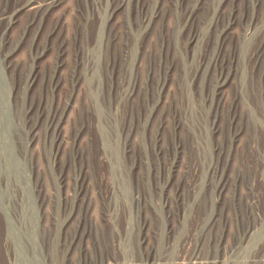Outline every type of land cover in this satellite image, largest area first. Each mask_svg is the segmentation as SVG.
Wrapping results in <instances>:
<instances>
[{"label": "bare ground", "instance_id": "1", "mask_svg": "<svg viewBox=\"0 0 264 264\" xmlns=\"http://www.w3.org/2000/svg\"><path fill=\"white\" fill-rule=\"evenodd\" d=\"M147 1L0 0V264H68L75 259L77 264H88L81 257L85 252L81 242L75 247L76 240L61 238L69 223L76 220L82 242L88 236L93 245L96 264H240L236 259L227 261L220 253L235 248L227 241V217L232 209L244 221L252 216L246 207L260 201L256 192L244 201V183L251 189L264 188V65L260 68L258 63L264 38L259 48L248 52L258 33V23L240 31L238 0L230 1L232 7L226 20L222 8L212 9L214 0H157L152 9ZM59 7L63 9L46 31L48 41L36 47L25 86L30 92L34 89L40 78V61L54 49L51 40L56 38L54 67L46 87L59 91L63 70L72 71L73 90L84 89L85 100L78 105V99L71 95L72 100L51 114L26 107L20 92L23 84L15 82L19 63H14L13 58L27 29L40 28L47 15ZM24 10H32L33 17L14 46L12 29ZM204 10L209 14L203 16ZM134 12H141L142 19L133 18ZM65 24L70 37L64 36ZM208 26L219 36L213 59L206 54L209 43L203 35ZM38 34L39 29L34 39ZM228 46L232 57L227 63L223 54ZM200 48L203 49L198 52ZM150 59L166 66L163 82H156L147 70ZM210 62L219 74L212 75L216 80L214 90L206 92L204 81ZM233 73L238 79L234 83L235 98L227 105L223 100ZM249 87L255 96L246 105L244 92ZM79 106L86 124L70 136L66 128ZM226 111L229 123L236 126L228 133L223 121ZM167 126L177 137L176 154L169 165V177L161 185L155 162L168 157ZM43 127L50 136L48 142L54 148L56 165L60 164L58 201L63 202L67 213L61 223L51 210L54 195L49 188L45 191L46 176L43 181L34 178L37 164L33 154L43 143ZM126 128L132 132L122 137ZM83 143L90 146L84 150L91 151L94 158L89 152L84 154ZM67 146L75 150L74 161L80 163L73 193L68 191V173L61 162V153ZM247 148L250 154L243 162L238 151ZM189 150L202 164L216 157L209 165L210 178L202 185L199 177L187 178L183 185L178 177L173 185L180 158ZM87 158L95 163L102 206L92 205L95 190L85 174ZM233 163L238 171L229 172ZM192 169L187 165L185 171ZM246 173L251 176L248 181ZM232 186L235 188L226 212L225 192ZM158 193L166 210V243L162 246L156 240L160 234L155 211ZM78 202L95 218L90 229L82 226V211L77 214L75 210ZM174 206L179 215L201 206L202 212L208 213L205 225L194 228L196 242L191 240L193 233L185 237L184 232L182 249L175 256L170 251L179 244L180 228L175 223ZM226 213L225 223L220 226ZM133 225L139 228L137 234ZM218 226L222 229L219 236ZM252 235V227H246L242 236ZM260 262H264V255Z\"/></svg>", "mask_w": 264, "mask_h": 264}, {"label": "rangeland", "instance_id": "2", "mask_svg": "<svg viewBox=\"0 0 264 264\" xmlns=\"http://www.w3.org/2000/svg\"><path fill=\"white\" fill-rule=\"evenodd\" d=\"M133 3L135 2V0H132ZM157 0H148L147 4L149 6V9H152V7H154L155 3ZM231 0H227L224 2H222V0H214L213 4H212V9L216 10V9H220L222 8L224 10V20H226L229 16V13L231 11V7L232 4L230 2ZM237 3L239 4V18L241 20V25H240V31L244 32L245 28H247V25H251L254 22H257V35L256 37L250 42V46H249V53H253L257 48H259L262 43H263V38H264V0H258L257 3L255 0H238ZM256 3V4H255ZM9 5H11L12 3L9 2ZM223 4V6H222ZM258 4V5H257ZM234 7V6H233ZM63 9V7H59L56 8L55 11H53L52 13L48 14L46 19H44V23L41 25L40 28L37 27H32L31 29H27L26 33L24 34L25 40L22 42H20L18 44V40L20 38V36L22 35L27 22L33 17V12H31L32 10H24L23 13L21 14L20 18H19V22L15 25V27L12 29V35H11V40L15 41V45L18 44L17 49L19 48V51L16 53V55L13 58L14 63H19V67H18V72H16L15 75V82H17V84H23V88L20 90L21 94L24 96L25 98V105L26 107H32L34 108L33 110L36 111V109L38 108L39 110L43 109L45 110L47 113H51L55 110L56 107H60L62 108L63 106H65V104L70 100H72L71 95H75V97L78 99L79 102L78 105H82V101L85 100V90H80V91H74L73 90V79H72V71H70V73H68V71L66 72V70L64 69L61 77H62V81H63V85L61 87V89L57 92H55L54 90H50L49 88L46 87V83H48V81L51 78V72L53 71V55L55 52V49L57 48L56 46V38H54L53 40H51V44L54 46V49H52V51L50 52V54L48 56H46L45 58L42 59V61H40V78L37 82V84L35 85L34 89L30 92L26 89L25 86V77L27 76V74H29V72L31 71L32 65H33V55L35 54V50L38 44H43L45 42L48 41V37H47V30H49L54 22L56 21L59 12ZM170 10V8L168 9V11ZM209 12L208 10H204L202 12V15H208ZM120 15L119 17L122 16V14H117ZM142 13L141 12H134L133 13V18H135L136 20H141L142 19ZM116 22V20H115ZM119 21H117V26L119 25ZM260 25V26H259ZM263 26V27H262ZM39 29V34L37 35V37L34 39L37 31ZM238 29V27H237ZM42 30V31H41ZM236 31L233 30V32ZM45 32V33H44ZM71 34V33H70ZM203 35H205V40L207 41L209 44L206 46V54L208 57H210V59H213L215 57V55L217 54V50H218V43H219V36H218V32H215V30L212 29V27L208 26L204 29ZM64 36L66 37H70L69 35V28L68 25L65 24L64 26ZM69 40V39H67ZM71 45V43H69ZM264 44V43H263ZM200 48L198 49V52L201 51ZM205 53V52H204ZM225 54H223L224 60L225 62H229L230 58L232 57L231 54V48L228 46V48L225 50L224 52ZM262 57H260V59L258 60V63L260 64V68L263 67L264 65V50L262 52ZM256 61L254 60L253 65L256 66L257 63H255ZM147 70L150 71L154 77V79L157 81H159V83L163 82L165 80V74H166V66L163 63L160 62H155L154 59H150L147 62ZM259 71V70H258ZM215 74H219V69L215 68L214 65L210 62L209 64V71L207 72V77L204 81V85L206 86V92L211 90L213 91L215 88ZM214 75V76H212ZM235 75L233 73V75L231 76L230 79V83L229 85L226 87L225 90V98L223 101H225V104H229V102H231L232 98L235 96V90H234V83L235 81H237L235 78ZM235 79V80H234ZM43 80V82H42ZM208 81V82H207ZM159 90H156V93ZM166 91V90H165ZM205 92V93H206ZM262 92L264 95V85L262 84ZM81 93V94H80ZM253 94L255 96V92L252 91V88L249 87L248 90H245L244 92V104L247 105V103H249V100L253 101ZM158 95V93H157ZM235 98V97H234ZM255 99V97H254ZM73 103H76L75 101H73ZM31 108V109H32ZM45 108V109H44ZM53 108V109H52ZM169 110V109H168ZM78 111L76 113V115H72L71 121L69 123L68 128H66L67 130V134L70 136H74L77 133L80 132L82 126L84 125L85 122V118L82 116V113L80 112V106L78 107ZM70 115V112L69 114ZM67 115V117H68ZM170 120H173L172 115H169ZM230 120V115L229 113H227V111L224 114L223 117V121H224V125H225V130L228 133L229 130L234 129L235 124L233 123V126H231V124L229 123ZM157 123V122H156ZM65 130V131H66ZM132 132L129 128H126L123 132V136L122 137H126L128 135V133ZM91 133V132H90ZM165 133L167 135V139H166V149L168 150V157L166 158V160H162L160 162L156 161V167H157V173L160 176L159 178V182L160 184L164 182V179H166L167 177H169V165L172 162L176 152H175V145H176V141H177V137H175L171 126H167ZM147 136V135H146ZM40 137L42 138L43 143L40 144L39 146V150H37L35 152V154H33V158L35 160V163L37 164V169L36 172L34 173V178L35 180L37 178H40V180H45V176L47 178L46 182H45V191L48 190L50 193H52L54 196L52 197V207L51 210L53 211V215L56 216L59 220V223H61L63 221V219L66 217L67 213H65L64 208H63V202H59L58 201V194H60V190L58 187V174L60 172V164L57 166L56 165V161L54 160V148L50 147L48 139H49V135L45 132L44 127L42 128V133L40 134ZM148 137V136H147ZM130 138H132V135L130 134ZM227 145L231 147V143L229 142V144L227 143ZM83 151L84 154L87 155V153L89 152L91 154V156L93 157V154L91 153V151L88 150H84L85 147L89 148V145L85 146V143H83ZM228 146H226L228 148ZM86 148V149H87ZM233 148V147H232ZM41 152L40 157H39V152ZM238 154H241V161H245V159L247 158V156L250 154L248 148L245 151L239 150ZM74 155H75V150L70 148V146H67L65 148V150L63 151V153H61V157L62 160L61 162L64 163L66 165V173H68V178H69V187H68V191L69 193H73L74 191V186L75 182H76V177L79 175L80 171H79V165L80 163H77V161H74ZM179 157V156H178ZM38 158H39V163H38ZM94 158V157H93ZM216 160V157L212 159H208L207 162H205L204 164H202L201 160H197L193 155H191L190 150L189 152L185 153L181 158H180V168L179 171L176 172V177L173 180V185H175V183H177V179L178 177H181V183L184 185V183L186 182L187 178L188 179H198V177L200 178V180L198 181L199 185L203 184V181H206L207 179L210 178V174H211V168L209 165H213L214 162ZM225 157L222 158L221 163L224 164L225 163ZM84 170H85V174H87V179L90 182V186H94V194L93 195V204H95L96 206L103 205V201H102V197L98 191V188L96 186V181H97V177H96V168H95V163H93L92 160H89L88 158L84 160ZM187 165H191L192 166V170L191 171H185L187 168ZM235 165L237 164H232L230 171L229 172H236L238 171V167H236ZM197 167V168H196ZM246 176V180L248 181V179H250V175L248 173L245 174ZM209 177V178H208ZM34 181V179H33ZM88 183V182H87ZM48 185V187H47ZM162 185V184H161ZM234 186H232L231 190H226L225 192V200H226V212L229 211V206L231 203V197L232 195V191H234ZM92 189V187H91ZM172 189H174V186L171 188V190L169 191H173ZM243 191L245 192L244 195V201L247 200L248 195H250L251 197L255 194V192L261 196L260 197V201L259 203L256 205H253L252 207H246V210L251 212V218L248 219L246 218L244 221H241L239 215L236 214V212L232 209L231 211V215H228L227 213L225 214L224 220L220 223V226H223L226 220L227 215L229 216V218L227 217V220L229 221V224H227V228L229 229L228 236H227V241H229L231 244H235V248L233 250L228 249L226 251V253L221 252L220 256L223 255V258H226L227 261H230L231 259H236L237 262H239L240 264H264V262H260L262 259V256L264 255V236H263V232H264V188L263 187H255L254 189H251V187H249L248 183H244V186L242 187ZM238 190V189H237ZM92 191V190H90ZM242 194V193H240ZM158 197L155 200V203H157L156 205V215L158 216L156 219V223H157V227H159L160 230V234L158 233L157 235V241L160 240V246H162V244L166 243V235H165V229H166V220H165V214H166V210L164 209L163 206V198L161 196V194H157ZM88 201V200H87ZM86 201V202H87ZM78 204H80V202L75 204V210L80 213V211H82L83 217H82V221L83 224L82 226H86L87 228H91L93 225V221H94V216L93 215H89V213L87 214L82 206H78ZM86 204V203H85ZM174 208V212L177 213V216L175 217V223L177 226H179L180 228V234L178 236V243L174 248L172 247V250L170 251L172 255H176L182 248V246L180 245V242H182V235L185 232V237H190L191 236V240L193 238V242H196V237H195V231L194 228L201 229L205 224L203 223L207 217H208V213H203V206L199 207H195L194 210H192V208H188L187 210H185V214H178V208L176 206L173 207ZM86 214V216H85ZM203 214V215H202ZM260 214V216L258 215ZM202 215L201 219L196 220L197 218H200L199 216ZM77 222V220H76ZM76 222L75 221H71L69 223V225L66 227V229L62 232L61 238L62 240L65 238V236H67V240L68 241H72V240H76L75 242V247L77 246V243H82V246H84L85 252L83 253V255H81L82 260L86 261L88 260V264H96L95 258H96V252L93 248L92 243L90 242V240L88 239V236H86L85 239H83L82 242V236L80 233V228L78 229L76 226ZM200 224V225H199ZM199 225V226H198ZM220 226L217 227V232H218V236L221 234V228ZM246 227H252L253 229V235L251 237L248 238H244L243 235V231ZM133 232L134 234H137L139 232V228L137 227V225H133L132 226ZM157 230V229H156ZM162 231V232H161ZM226 231H224L223 236H225ZM88 239V241H86ZM258 240V241H257ZM261 240V241H260ZM85 244V245H84ZM74 249V248H73ZM189 253L191 252V249H189L188 251ZM207 252V250H206ZM213 253V252H210ZM214 254V253H213ZM73 255L78 256V258L80 257L76 252H73ZM222 257V256H221ZM143 258L145 259L146 256H143ZM76 259L74 261L69 262L68 264H77V262H75ZM83 261V262H84ZM171 261V260H170ZM82 262V263H83ZM100 264V263H97Z\"/></svg>", "mask_w": 264, "mask_h": 264}]
</instances>
